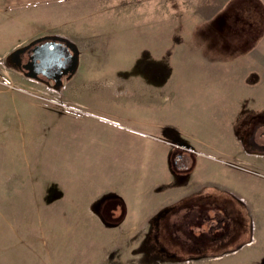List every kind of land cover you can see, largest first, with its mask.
I'll list each match as a JSON object with an SVG mask.
<instances>
[{
	"label": "rangeland",
	"instance_id": "1",
	"mask_svg": "<svg viewBox=\"0 0 264 264\" xmlns=\"http://www.w3.org/2000/svg\"><path fill=\"white\" fill-rule=\"evenodd\" d=\"M129 2L132 11L120 6ZM4 6L0 0V86L14 92L0 95V110L5 101L10 108L7 134L15 130L19 117L28 121V133L0 137V149L12 152L0 154L10 163L4 170L0 161V264H182L187 259L163 257L190 258L195 250L186 242L197 237L195 224L184 222L181 233L159 218L151 234L155 250H146L149 232L130 225L137 218L123 224L124 203L104 196L136 177L164 178L170 146V163L182 173V182L197 161L200 178L211 163L230 164L236 170V194L208 187L194 197H216L202 207L217 209L213 216L218 228L209 252L237 247L253 233L250 199L263 192L264 174L253 166L248 169L242 157L250 149L264 150V56L237 62L204 58L198 52L190 56L194 42L182 43V33H194L195 26L188 25L185 12L182 15V0L43 2L36 9L22 8L23 16ZM254 13L240 14L244 33L255 30L250 27ZM59 30L79 44L77 70L60 86L48 83L43 90H27L53 104L57 113L32 111L21 101L16 107L14 98L25 97L20 77L38 82L22 70L18 56L46 37L65 40ZM248 42L242 43L248 45L243 50L263 53L264 39L260 44ZM236 63L251 86L245 113H260L243 122L230 115L228 98H221L227 88L194 84L204 65ZM238 94L233 99L236 111ZM69 98L84 106L70 105ZM56 100L57 105L52 103ZM183 142L193 151L184 150ZM180 151L183 157L177 160ZM16 169L25 184L19 185V177L8 179L6 172ZM189 211L182 212V222L195 218ZM205 236L200 238L203 247L211 241ZM201 264L233 261L205 258Z\"/></svg>",
	"mask_w": 264,
	"mask_h": 264
},
{
	"label": "crops",
	"instance_id": "2",
	"mask_svg": "<svg viewBox=\"0 0 264 264\" xmlns=\"http://www.w3.org/2000/svg\"><path fill=\"white\" fill-rule=\"evenodd\" d=\"M59 1L63 0H1L2 4L4 3L5 5L4 7H8L7 11L10 9V7L15 10L18 9L20 11V16L26 14L23 13V11L21 12L22 8H25V6H34L33 8L36 9V5L42 4L43 2L51 3ZM131 5H133V3L130 2L124 3L123 5L120 4V6H123L124 8H131L132 11L133 8ZM167 8L170 9L169 7ZM245 10L256 11V13L252 15L253 18L251 19L252 23L250 26L256 28L254 31L250 29L249 32L244 33L240 14L242 16L243 11ZM232 11L235 12L232 13ZM184 12L187 16L186 21L188 25L191 23V25L195 26L194 33H182V43L194 42L195 55L191 54L190 52V56H197L196 53L198 52L200 53L199 55L203 56L204 58H217L220 62L225 60L237 62L238 60H249L250 58L255 59L264 56V51L261 53V51L258 49H255L253 52L243 50L244 47H247L248 45L242 44L245 41H249L248 43L258 42L259 44L261 41H263L264 0H182V15ZM184 26L187 25L184 23ZM262 30L263 33L261 32ZM59 31L61 35L64 36V39L67 42H70L75 50H78L77 46L79 44L77 43L76 39L68 33H65L61 30ZM199 70L201 73L196 78V81L199 79V82H195L194 84L204 86L216 85L228 89L225 91L226 95H221V98L225 96L228 98L226 103L230 102L231 104V116H239L238 121L243 122L244 119L249 118L250 115L260 114L259 112L255 114L245 113L246 110H244V108L245 105H247L246 100L250 94L251 86L246 83L243 77L240 76L243 73V68L240 64L237 65L236 63L234 66L204 65V67L200 68ZM20 78V82L18 83L22 86L20 90L25 92V97L24 101L14 98L13 102L16 107L18 101H21L24 103V106H30L32 111L34 109V111L38 109L43 113H57L51 108L53 104L46 103L45 100H42L39 97L30 96L27 93V90H35L34 88H40V90H43L46 84L52 83L51 81L44 78H34V80L38 81L36 83L35 81H27L26 79L22 80V77ZM246 89L248 94L245 92ZM6 92L10 95L14 91L0 86V95L3 96V94ZM235 92L239 93L236 97V102L239 104V109L237 111L235 109V104L233 106ZM17 94L18 93H14L13 96H16ZM58 102V100L52 101V103L56 105ZM67 102L70 105L84 106V103L82 104V102H78L77 99L73 98L67 99ZM4 104H1L3 105V109L0 110V113H2L1 115H4L2 118H0V137L7 138L6 135L19 136L21 133H28V128L26 126L28 121L19 117L18 125L14 126L15 130L7 134V127L5 124V120H7L6 108H8V110L10 108L9 105L7 107V105ZM253 106H257V104ZM252 112H254V110H252ZM223 115L224 114L222 113V116ZM232 121L234 122V118ZM236 134L239 139H242L239 129L238 133ZM172 150L173 147L170 146L168 169L164 178L161 177L156 181L153 178H145V176L143 178L136 177L133 180L131 179L123 182V184L119 185L117 191L110 193L108 191L104 192V196H109L110 199H114L115 203H120V205L124 203L123 205H125L124 210L126 211V215L123 224H129L131 221L129 218H137V220L134 223L132 222L130 225L133 224L135 227L139 228L140 231L143 232L147 230V232L150 233L152 228V219L164 211H171L175 209L180 203H182V212L190 209V206L193 204H197L199 207L204 203H208V206L213 203L216 197L210 196L203 199L194 198L196 195L202 193L205 188L214 187L217 189L228 190L236 194L237 183L234 181L236 170L230 164H208L209 166L206 172L204 175H202V178H200V167L197 161L193 172L188 175V177H186V181L182 182V173L174 171L170 163V154ZM6 152H9L7 155L12 153L10 150L0 149V154H4ZM246 152L247 155L242 157L243 162L246 163L245 165H247L246 167L250 170L255 167L262 174H264V150L255 151L250 149ZM2 156H0V161L3 159V163L1 165L3 166L4 170H7V168L10 169V163H7L8 158L4 157V159ZM256 160L262 161L257 162ZM17 170L19 169H16L13 172H6V175L8 176V179L19 177V185H23L25 184L23 180V173L18 172V174H16ZM262 181L261 191L263 192H261L257 197L254 196V199H250V209L252 211V216L254 217L253 223L255 224L253 233L249 236H246L243 239V243L239 246L231 248L230 250L222 253L220 252L213 254L212 252H209V250L213 248L212 246H214V241L212 240L211 236L218 226L213 230H209L207 223L204 222L207 226H203L205 225L203 222H195L194 232L197 233V237H195L193 241L191 239L188 240L186 243L193 244V248L196 250L199 249L200 251H206V254H201L198 257H194V259L182 261V264H201L205 258L215 260L227 258L232 260L233 264H264V179H262ZM20 192H22V190ZM119 198H121L123 202L120 201ZM195 210V219H201V210L199 208H195ZM206 210L207 214L215 219L213 216V211L217 209L210 207V209L207 208ZM255 217L260 219L258 223ZM215 221L217 222L216 219ZM257 225L259 228H256ZM202 234L206 235V238H211L210 244L206 242L207 244L204 247L200 241ZM204 248H207L208 250H203ZM144 249L151 250V246L149 245L148 241L144 242Z\"/></svg>",
	"mask_w": 264,
	"mask_h": 264
},
{
	"label": "flooded vegetation",
	"instance_id": "3",
	"mask_svg": "<svg viewBox=\"0 0 264 264\" xmlns=\"http://www.w3.org/2000/svg\"><path fill=\"white\" fill-rule=\"evenodd\" d=\"M54 42H57V43H62L64 46H68L70 48V51L72 53H74L73 51V48L70 47L68 45V42L63 40V39H60L58 37H46L44 38L43 40H41L39 43L35 44L34 46H32L31 48H29L28 50L24 51L23 52V55H20L18 56V61L20 62L19 65L20 67L22 68V70L26 73H28L30 70L28 68H26V65L31 61V57L33 56L34 54V48L36 46H41L43 44H46V43H54ZM20 59V60H19ZM38 78H44V79H48L49 81H51L53 84H55L54 80L53 79H49L45 74L43 73H39L38 74ZM67 76H64V79H66ZM188 143H181V145H183V149L184 150H189V151H193V148L191 149V146H187ZM190 145V144H189ZM181 149H182V146H181ZM183 157V154H182V151H180L178 153V156H177V160L178 159H182ZM175 165H177L176 163H174ZM182 167V166H181ZM204 205L201 204L199 207L197 204H193L192 206H190V214H194L193 216L195 217V214H196V210L195 208H199L201 210V219H195V218H192V217H188L187 219H185V221L182 222V203H180L175 209L171 210V211H164L162 213H160L159 215H157L156 217H154V219H152V228H151V231L149 233V245L151 246V249L155 250V246H154V243H152V239H151V234H152V231H153V224H157L158 223V219L159 218H164L165 222L167 223V225L170 227H174L176 228V230H180L181 233H182V224L185 222V225H188L190 223L191 224H195V222L197 223H207L208 224V228L209 230H213L214 228H216L218 226V222L215 221L214 218H212L209 214H207V208L205 210H203V207ZM188 223V224H186ZM180 237L182 239V234H180ZM191 248V247H190ZM195 251L193 252V254H190L188 255L190 258H187L186 254H169L168 257L164 258L163 259H167V260H174V261H182V259H194V257H198L200 256L201 254H206V251H200L199 249L196 250L194 249Z\"/></svg>",
	"mask_w": 264,
	"mask_h": 264
},
{
	"label": "water",
	"instance_id": "4",
	"mask_svg": "<svg viewBox=\"0 0 264 264\" xmlns=\"http://www.w3.org/2000/svg\"><path fill=\"white\" fill-rule=\"evenodd\" d=\"M68 45L73 48L74 53L68 46L57 42L36 46L31 61L26 65V68L30 70L28 75L38 78V74L43 73L49 79H53L55 85H62L64 76L70 77L79 65V57L75 48L70 42ZM187 146L191 145L187 144Z\"/></svg>",
	"mask_w": 264,
	"mask_h": 264
},
{
	"label": "trees",
	"instance_id": "5",
	"mask_svg": "<svg viewBox=\"0 0 264 264\" xmlns=\"http://www.w3.org/2000/svg\"><path fill=\"white\" fill-rule=\"evenodd\" d=\"M175 169L177 168V165H175V167H174ZM180 172V171H179Z\"/></svg>",
	"mask_w": 264,
	"mask_h": 264
}]
</instances>
